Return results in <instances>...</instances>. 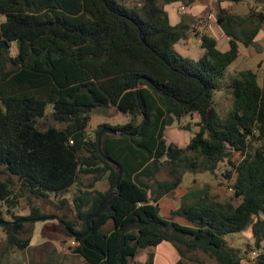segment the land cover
<instances>
[{"label":"trees","instance_id":"1","mask_svg":"<svg viewBox=\"0 0 264 264\" xmlns=\"http://www.w3.org/2000/svg\"><path fill=\"white\" fill-rule=\"evenodd\" d=\"M256 1L261 8L250 7L245 14L214 1L212 11L229 48L220 49L215 37L203 33V51L192 59L174 49L190 30L186 14L172 24L165 7L194 0L132 5L126 0H0V42H8L0 49V202L12 216L9 224H0L6 236L0 256L9 255L6 261L0 257V264H8L15 249L30 245V237H22L27 222L49 216L38 207L27 215L14 213L18 195H62L82 174L90 179L73 196L72 206L52 214L76 241L69 248L83 257L82 264H131L142 250H148L143 264H154V248L163 241L177 249L175 264H206L197 251L220 264H242L247 251L228 237L246 230L261 248L264 75L261 83L254 69L228 70L240 43L253 45L262 28L264 0ZM223 90L232 97L224 115L215 106V95ZM48 106L53 122L42 128L39 121L47 118ZM112 107L129 119L100 123L90 135L92 112ZM194 113L200 119L190 141L184 146L169 141L166 126ZM103 126L122 132L106 134L103 141L106 154L122 168L119 181V172L99 151ZM235 153L242 156L238 162ZM224 160L234 165L232 187L239 202L205 194L180 204L170 217L160 214L159 199L179 187L186 172L214 173ZM163 171L169 179L157 178ZM103 179L109 187L96 189ZM107 198L87 235L69 232H84L88 215ZM258 263L264 264L262 250Z\"/></svg>","mask_w":264,"mask_h":264},{"label":"rangeland","instance_id":"2","mask_svg":"<svg viewBox=\"0 0 264 264\" xmlns=\"http://www.w3.org/2000/svg\"><path fill=\"white\" fill-rule=\"evenodd\" d=\"M138 0H126L130 5L135 4ZM256 0H243L242 3L243 8L248 11V8L251 5H254ZM212 0H195L193 4H191V11L189 8L183 7V3L178 4L177 6V18L181 20L182 14L186 13L185 21L189 25L188 35L185 38H182L180 41L175 43L174 49L177 53H180L184 56H188L192 59H197L203 49L200 46L201 43V34L206 31H210L215 28V23L211 20V4ZM194 5V6H193ZM242 5V4H241ZM256 8L260 9L262 4H256ZM189 7V6H188ZM169 9L168 6H166ZM3 17H0L2 20ZM175 20L174 18H172ZM260 36H264V31H260ZM263 38V46H264V37ZM254 48L262 52V45L260 43H255ZM253 48V49H254ZM252 49V51H253ZM14 53V50H13ZM245 67H251L258 72L259 80L262 83L263 75H264V54H256L251 52L248 56H245L241 61L230 65L229 74L234 70L243 69ZM232 105V97L231 94L227 91L217 92L215 95V106L222 115L226 114V112L230 109ZM101 110L95 109L91 116L92 120L88 127V132L90 135L94 136L95 129L98 124L104 123L107 121L101 122L97 116H99ZM52 108L48 106L47 108V118L40 119V126L45 128L49 125V123L53 122V118L51 117ZM103 114V118L111 122V119H118V122L125 123L127 121L126 118H121L122 113L118 111L115 107H112L105 113V111H101ZM106 114V115H105ZM105 115V116H104ZM200 119L197 113L193 115H186L181 119L175 120V122L171 125H167L165 129V136L169 141H172L180 146L186 145L191 137L194 135L196 131V123ZM242 156L239 153H235L234 162L240 161ZM230 175V176H229ZM236 171L234 165L229 163L227 160H224L219 163L216 171H199V172H186L184 175L183 183L180 186H185L189 191H195L196 188H203L205 190V194H209L212 199L219 201H227L232 200L233 202H239V199L235 197L233 190V183L235 181ZM81 181L77 184L72 185V187L62 195H55L49 193L46 197H36L29 192H23L18 195L20 192V182L15 177V185L14 190L18 195L16 207L13 208V212L17 215H27L30 213L33 207H38L44 214L49 215L48 217H43V219L29 221L26 223V231L22 234V237H30L31 242L34 245H30L27 247L25 251L15 249L10 255L11 260L14 263H21L22 255L24 253H28L33 258V255L40 254L45 251L52 250L56 246H60L58 242L61 238H68V244H72V238L66 236L59 226V221L52 214H62L68 207L71 205V200L75 194L79 192L83 183H87L90 177L88 175L82 174ZM158 179H169L170 176L167 171H163L158 174ZM184 187V188H185ZM181 187V189H184ZM187 190V191H188ZM61 200H66L64 206L61 205ZM0 212L5 220H12V216L7 212V207L5 203L0 202ZM70 216L73 217V213L70 211ZM240 236L235 238V235L230 236V241L234 246L240 247L242 250H246V257L243 259V264H259L258 258H253L251 252L254 249H257L254 239L252 237L251 231L246 230L239 233ZM5 232L2 228H0V242L1 246L4 245L5 242ZM57 248V247H56ZM262 252L264 251V243L261 246ZM63 252H68V250L63 249ZM70 254L65 258L64 264H79L80 256L73 253L71 250ZM195 255L198 258L204 260L206 264H220L215 258L205 254L201 251H197ZM9 256V255H8ZM8 256L0 257L4 258V261L8 259ZM20 259V260H19Z\"/></svg>","mask_w":264,"mask_h":264},{"label":"crops","instance_id":"3","mask_svg":"<svg viewBox=\"0 0 264 264\" xmlns=\"http://www.w3.org/2000/svg\"><path fill=\"white\" fill-rule=\"evenodd\" d=\"M214 1H216V0H212L210 7H211V14H212L211 20L215 23V28H213L212 30L210 29V31H206L205 33L216 38V40L218 42V46L220 49L227 50L229 48V37L226 35V33L223 30V28L221 27V25L217 22L215 14L212 11V4ZM220 1H221L220 2L221 6L228 8L231 13L245 14L248 12V11L246 12V9L243 8V5H245L242 3L243 0H238V1L220 0ZM194 2H195V0H194ZM252 3H254V5H251V7H255L256 3L253 1H252ZM178 4H181V3H179V2L169 3L166 5L169 7V9H167L165 7L169 13L170 20H171L172 24H177L181 21L180 18L179 19L177 18V16H178V14H177ZM183 6H184V4H183ZM186 7L189 8V11H191V9H190L191 4L185 5V8ZM249 8H248V10H249ZM184 14H186V13H184ZM172 18H174L175 20H173ZM181 19H182V16H181ZM261 30L264 31V23L262 25ZM260 31L258 34H260ZM260 37L261 38H259L258 35L256 36L255 43H260L262 45V52H260L258 49L256 50L254 48L253 45L255 43L253 45H250V46H244L242 43H240V53L230 65L237 63L238 61H241L245 56H248L249 54L251 56V52L256 53V54H264V46L262 43L263 42L262 37H264V36H260ZM252 49H253V51H252ZM249 68H251V67H245L243 69H249ZM251 69H253V68H251ZM102 115L103 114H101V111H100L99 116H97V118L101 122H103V121L109 122L108 120H105ZM123 117L126 118L127 120L129 119L128 115H126L124 113H122L121 118H123ZM118 119L119 118L111 119L110 120L111 122H109V123H111V124L120 123V122H118ZM91 120H92V116H91ZM91 120H90V122H91ZM108 187H109V183L105 179L97 181L95 184V188L99 189V190H106ZM181 187L184 188L185 186H179L176 189L172 190L171 192L165 194L164 196H162L159 199L158 203L160 206V214L163 217H170L172 214V211L177 209V207L180 204L187 202V201L194 200L200 196L205 195V190L201 187L196 188L195 191H193V190L189 191L186 187L184 189H181ZM238 236H240L239 233H236L235 238H237ZM230 238L231 237L229 236L228 240L231 243ZM68 240H69L68 238H61L58 241L60 243V246H56L57 248L55 247L54 249L49 250V251L43 250V252H41L39 255L38 254L33 255L32 259H31L30 255L26 252V253H24V256L22 255L21 263H18V262L14 263L13 261H10L8 264H64L65 261H63V260H65V258L70 254L69 251L71 250L70 248L66 249V247H69L71 245V244L70 245L68 244V242H69ZM30 245H34V243L31 242ZM232 245H234V244H232ZM63 249L68 250V252H63L64 251ZM154 253H155L154 264H175L178 261V259L180 258V255H179L177 249L174 247V245L172 243H170L168 241H163L160 244H158L154 248ZM147 256H148V250H142L135 256V258L131 262V264H143L146 261ZM83 262H84L83 257H80V263L79 264H82ZM242 264H243V260H242Z\"/></svg>","mask_w":264,"mask_h":264},{"label":"water","instance_id":"4","mask_svg":"<svg viewBox=\"0 0 264 264\" xmlns=\"http://www.w3.org/2000/svg\"><path fill=\"white\" fill-rule=\"evenodd\" d=\"M141 36H142V40L147 44L146 42V39H145V36L143 35V33H141ZM4 47H8V42L6 39H4L2 42H0V49ZM152 50L158 55L160 56V54L152 48ZM106 134H113V135H118V134H122L121 131L117 130V129H114L112 127H109V126H103L99 132V136H98V147H99V151H100V154L101 156L109 161L112 165L115 166V169L119 172V176H118V181L120 180L121 176H122V168L121 166L115 161L113 160L110 156H108L103 148V141H104V137ZM118 191V186H116L114 188V190L112 191L111 195L109 196V198L112 196V195H115L116 192ZM109 198L105 199L104 201H102L98 208L96 209L95 212L91 213L88 215L87 219H86V229L84 232H81V233H77V232H74L72 231L70 228H68L69 232L71 234H73L74 236H77V237H84L85 235L88 234V232L90 231V226H91V220L92 218L98 216L102 211L103 209L109 204ZM10 221L8 220H4V219H0V224H9Z\"/></svg>","mask_w":264,"mask_h":264},{"label":"built area","instance_id":"5","mask_svg":"<svg viewBox=\"0 0 264 264\" xmlns=\"http://www.w3.org/2000/svg\"><path fill=\"white\" fill-rule=\"evenodd\" d=\"M184 7V6H183ZM70 142L72 143L73 140H70ZM76 244V241L75 240H72V246H74ZM69 247H66V249H68ZM261 254V250L259 249H254L252 252H251V255L253 258H258V256Z\"/></svg>","mask_w":264,"mask_h":264}]
</instances>
